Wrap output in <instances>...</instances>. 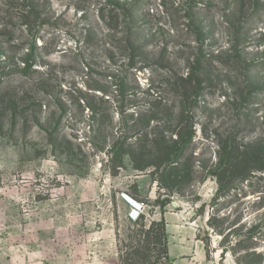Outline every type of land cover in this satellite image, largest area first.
Returning <instances> with one entry per match:
<instances>
[{"label": "rangeland", "instance_id": "1", "mask_svg": "<svg viewBox=\"0 0 264 264\" xmlns=\"http://www.w3.org/2000/svg\"><path fill=\"white\" fill-rule=\"evenodd\" d=\"M40 2L27 27L0 0V264H167L166 200L209 256L264 264V0ZM224 146L253 170L221 194Z\"/></svg>", "mask_w": 264, "mask_h": 264}, {"label": "trees", "instance_id": "2", "mask_svg": "<svg viewBox=\"0 0 264 264\" xmlns=\"http://www.w3.org/2000/svg\"><path fill=\"white\" fill-rule=\"evenodd\" d=\"M40 1L41 0H5L9 9H11L12 11H19L20 18H21L22 22L27 25V27H29V25L33 19L39 21L42 18L47 17L49 15L48 13H46L45 11L42 10V8H45L46 2L42 3ZM13 15H14L13 13L9 14V17L11 19H13ZM126 29L127 30L124 32V37H125L126 43L128 45L127 49L131 50L129 43L135 44V43H138L139 40H138V36L136 37L135 34L133 33V30L131 31L128 28H126ZM132 50H134L136 52L137 51L140 52L141 50H143V48H142V46H137V48H135V49L132 48ZM32 52H33V49H29L27 55H29L30 53L32 55ZM22 62H23L24 68H30L34 65V63H36L32 56L30 58L29 57L25 58ZM196 63H200V61L197 60L195 62V64ZM192 74H193V72L188 73L186 76H184L180 79V82H181L180 86H182V89L184 90L183 94L181 96L184 107H186V105L191 100L192 93L194 90V86H193V82H194L193 78L194 77ZM93 131L96 132V130H93ZM184 137L185 136L183 134H179V136L176 139H170L168 141L169 143L171 142L170 145L167 146L164 150V151H166V154H161V157H165V155H166L168 157L167 159H169L171 157L170 153H172L171 147H173V146L177 147V145H179V144H184L185 143ZM159 142L160 141L158 139H153L151 141L150 149L146 148V151H148V155L152 154L155 151L161 150ZM130 145H132V144L130 143L129 146ZM121 147H122V145H121ZM236 149L224 146L222 148V151L219 153V158H218L217 163H216V168L218 170L215 172L216 173L215 175H216V178H217V181L219 184L218 192L221 194L227 193L231 188L232 189L234 188L233 182L235 181V179H237L238 181H243V179L247 178L250 171L253 170V168L250 167L249 163L246 161L247 159H244L243 157H241L239 148H236ZM139 152H140V149H139ZM127 154H129L131 156V159H132L133 163L135 164L136 169H143V167H147V165L160 166L167 161V159L163 160L165 158H162V159L160 158V160L157 162H149L148 164L143 166L139 163H136V158L134 157V154H132L131 152H127ZM255 159H257V161L260 162L261 164H264V154L257 155ZM179 161H180V159L179 160H172L171 162H173V164H174V163H178ZM166 203H167V200L162 201L159 204L161 209L164 210ZM214 220H216V219L213 216H211L209 218V224H213ZM154 224H155V222H152V225H154ZM159 224L161 225V234H160V237L158 239L161 242L163 241V252L165 253V255L167 257L168 249H167V233H166V221H165V219L162 218V220L159 222ZM151 229L152 228H150L149 230H151ZM149 230L147 233L150 232ZM231 231H232V229L229 232H231ZM237 263L238 264H244V261L237 258Z\"/></svg>", "mask_w": 264, "mask_h": 264}, {"label": "crops", "instance_id": "3", "mask_svg": "<svg viewBox=\"0 0 264 264\" xmlns=\"http://www.w3.org/2000/svg\"><path fill=\"white\" fill-rule=\"evenodd\" d=\"M184 215L183 211L165 209L161 214L166 221L167 264H222L214 253L209 256L205 243L198 237L197 224L188 221ZM225 264L236 263L227 262Z\"/></svg>", "mask_w": 264, "mask_h": 264}, {"label": "built area", "instance_id": "4", "mask_svg": "<svg viewBox=\"0 0 264 264\" xmlns=\"http://www.w3.org/2000/svg\"><path fill=\"white\" fill-rule=\"evenodd\" d=\"M122 196L130 205L129 218L132 221H137L138 219H140L143 213L142 209L144 207V203L130 197L126 193H123Z\"/></svg>", "mask_w": 264, "mask_h": 264}, {"label": "water", "instance_id": "5", "mask_svg": "<svg viewBox=\"0 0 264 264\" xmlns=\"http://www.w3.org/2000/svg\"><path fill=\"white\" fill-rule=\"evenodd\" d=\"M173 205H174V206H177L178 204H177V202H173Z\"/></svg>", "mask_w": 264, "mask_h": 264}]
</instances>
